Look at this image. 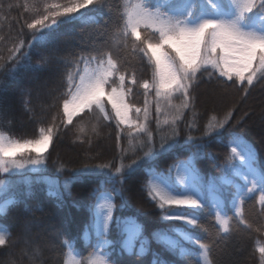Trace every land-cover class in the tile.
<instances>
[{
    "label": "snow or ice",
    "instance_id": "snow-or-ice-1",
    "mask_svg": "<svg viewBox=\"0 0 264 264\" xmlns=\"http://www.w3.org/2000/svg\"><path fill=\"white\" fill-rule=\"evenodd\" d=\"M12 7L8 5L9 10ZM23 7L30 22H23L17 42L9 49L6 61L11 67L6 74L11 78L28 68L26 62L31 60L35 44L47 45L63 26L79 28L69 34L68 40L46 48L31 66L37 75L29 84H35L39 74H47L48 78L37 87L46 90L51 101L44 110L55 112L49 122H39L38 134L31 138H17L0 130V176H18L30 190L33 179L28 174L46 170L49 148L59 139L61 125L86 133L77 135L75 140L89 147L101 136L103 128L111 127L114 147L118 149L104 163L84 164L72 170L73 183L95 180L96 187L90 189L92 201L84 205L88 213L82 230L86 250L78 248L72 239H61V229L55 232L61 249L67 247V252L62 253L63 264H144L139 258L149 254L150 241L144 225L138 222L139 213H120L133 209L136 182L131 178L145 163L150 166L144 169L147 179L139 182L140 191L156 205L164 221L204 228L199 213L206 212L216 222L217 235H228L234 218L253 228L244 219L248 200L259 204V216L264 220V167H258V153L235 131H229L226 142L222 139V132L232 123L236 105L222 115L214 110L201 130L198 106L212 98L201 101L196 94L205 76L208 83L217 82L221 95L229 94V86L240 91L241 102L257 83L264 82V0H121L116 4L113 0H32ZM101 9L107 10L104 15ZM25 28L31 31V40L23 39ZM106 36L110 38L107 46H97L96 39ZM5 67V58L0 57V71ZM145 75L148 78H143ZM49 83L58 86L49 88ZM134 88L143 90V106L131 102ZM32 91L28 87L21 94L31 95ZM153 102L155 130L149 126ZM28 103L24 101L25 108L32 111L27 108ZM10 108L0 100V119ZM188 113L192 114L190 119H186ZM261 118L264 119V109ZM240 123L237 121V125ZM194 132L201 134L194 136ZM182 133L186 139L179 145ZM213 139L229 149L224 175L208 181L210 192L224 193L223 201L205 198L204 178L196 167L198 159H214L205 152ZM189 144L195 145L196 151L186 160L178 159L166 172L154 167L162 155L173 152L178 145ZM26 153L34 155L25 158ZM129 154L135 158L129 159ZM59 169L63 171L65 165L61 163ZM36 179L47 184L50 196L60 197L58 181L45 175ZM15 184L11 179L0 178V193L14 190ZM223 185H231L233 190ZM69 187L66 180L63 188ZM225 201L230 202V207ZM17 202L7 200L0 212L8 215L9 206L14 207ZM23 227L27 237L28 225ZM254 231H264V222ZM152 238L180 257L196 251L195 264H218L211 240L204 242L191 231L156 230ZM181 241L194 245L195 250ZM15 242L10 232L0 228V246ZM255 251L259 253V264H264V242L257 240ZM152 255L151 264H171L156 253Z\"/></svg>",
    "mask_w": 264,
    "mask_h": 264
},
{
    "label": "trees",
    "instance_id": "trees-1",
    "mask_svg": "<svg viewBox=\"0 0 264 264\" xmlns=\"http://www.w3.org/2000/svg\"><path fill=\"white\" fill-rule=\"evenodd\" d=\"M32 3V0H0V57L5 58L6 67L0 71V100L7 107L11 105L9 111H6L3 118L0 119V130L14 135L17 138H31L38 134L41 126L40 121L47 123L51 119V115L55 109L44 110L46 105L51 103L45 95L44 89H39L37 85L46 80L47 74H39L40 79L35 84H29L33 76L37 75L30 70L39 59V54L44 52L46 48L51 47L56 42H63L69 39V34L73 30H78L79 26H63L54 34V39L47 45L35 44L31 49V60L27 61V69H21L15 78L8 76L7 70L11 67V63L6 61L9 55V49L17 42L18 33L22 29L23 22L29 19L23 5ZM51 2L63 3L65 0H48ZM121 0H113V3H120ZM13 7L9 10L8 5ZM16 5H20L17 7ZM106 9H101V15L106 13ZM115 18V17H114ZM25 35L23 39L31 40L32 34L30 30L24 29ZM95 36V34H93ZM87 39V38H86ZM109 37L103 40L96 39L97 46H107ZM63 46V45H62ZM87 51L88 49H79ZM150 75V73H148ZM139 76V73H138ZM143 78H148L145 75ZM203 83L199 84L196 94L199 95L201 101H206L212 92L220 91L216 88V81L207 82L204 77ZM57 84L49 83L48 87H57ZM31 87L33 89L31 95H22L21 90ZM63 90L62 88L60 89ZM228 101L217 100L211 105L201 103L198 106L200 113L201 130L203 125L208 121V117L215 110L219 114H223L228 107L236 105V111L233 114L232 123L228 129L222 132V139L226 142L229 139V131L240 133L244 138L248 139L258 153V167H264V131L260 129L264 119L261 118V110L264 109V82L257 83L251 90V94L246 100L241 102V92L228 87ZM151 100L152 98L149 97ZM225 99V98H224ZM24 101H28L25 108ZM132 103L137 106H143L144 95L143 90L134 88ZM248 113L249 115H245ZM155 104L152 103L150 112V127L155 130ZM191 113L187 114L186 119H190ZM163 119V117H161ZM237 121H241L237 125ZM183 128V125H181ZM200 132H194V136H199ZM77 135L86 136L87 134L77 133L72 126L65 128L61 125V134L52 146L49 148L50 156L47 158V167L43 173H29L33 179L31 189L20 180L18 176H12L11 181H15V189L7 193H0V203L7 200H18L14 207L9 206L8 215L0 212V228L10 232L15 244L11 246H0V264H63L64 256L62 253L67 252V247L61 249L59 241H57L55 232L59 228L64 231V238L72 239L75 245L81 250H86L87 245L82 238V230L88 220L87 208L84 207L92 201L90 189L96 187L95 180H86L84 183H73L71 180L72 170L81 167L84 164L104 163L112 158L114 152L118 153V149L114 147V130L111 127L103 128L101 136L94 139L92 145L81 144L75 140ZM186 136L182 133L179 138V145L184 144ZM122 143H126L122 141ZM177 146L173 152L162 155L154 163L157 171L166 172L168 167L179 160H186L196 147L189 144L184 147ZM205 152H210L214 159L204 157L196 161V167L204 178V195L209 201L214 198L224 200L223 192L209 191L208 181L212 178H219L224 175L223 165L225 164L229 149L225 143L216 142L215 139L208 145ZM34 155V153H26L25 158ZM135 157L129 154V159ZM127 163V160L125 161ZM65 165V169H59L60 164ZM149 163H145L143 167L132 176L131 180L136 182V193L132 197L133 209L121 210L122 216H139L138 222L145 227V235L149 237L150 252L145 257L139 258L144 264H151L153 259L152 253L158 254L160 259L170 261L171 264H195L198 259L196 251L188 257H180L158 244L152 238V233L156 230L164 229H184L191 231L194 235L201 238L204 242L214 244L213 255L218 264H259V253L255 251L256 241L264 242V231L257 233L254 228L264 222L259 216V204L255 200H248L244 205V219L253 225L250 229L247 224L243 223L240 218H234L231 223V231L228 235H217L215 220L213 216L206 212L199 213L204 228L186 227L179 221H164L161 219L162 213L157 209L156 205L146 198V194L140 191V183L147 179L144 169L149 167ZM50 174L57 176L61 187V195L59 198L50 196L48 186L45 183L37 182V176ZM52 175V176H53ZM8 177L7 175L0 178ZM228 177L231 174L228 173ZM68 180L70 187L65 190L64 182ZM218 180V179H217ZM219 181V180H218ZM223 188L233 190L231 185H223ZM117 205L121 202L119 198L115 201ZM225 205L230 207V202L225 201ZM187 211H191L190 209ZM223 214V213H222ZM232 215L231 211L227 213ZM28 225L27 237L25 236L24 225ZM174 234V233H173ZM30 238V239H29ZM113 239H117L114 234ZM179 239V237H177ZM186 247L195 250L194 245H188L181 241ZM126 256V254H125Z\"/></svg>",
    "mask_w": 264,
    "mask_h": 264
},
{
    "label": "rangeland",
    "instance_id": "rangeland-1",
    "mask_svg": "<svg viewBox=\"0 0 264 264\" xmlns=\"http://www.w3.org/2000/svg\"><path fill=\"white\" fill-rule=\"evenodd\" d=\"M210 96H211V102H209V103H207V105H211V104H213L215 101H217V100H224V101H228V99H230V98H228V97H224V96H222L221 94H220V91H216V92H212L209 96H208V98H207V100H209L210 99ZM225 98V99H224ZM206 100V101H207ZM260 129L262 130V131H264V123H263V125L262 126H260ZM48 177H50V176H48ZM12 178V177H11ZM51 178L53 179V180H56V181H58V179H57V176H51ZM4 179H9V177H4Z\"/></svg>",
    "mask_w": 264,
    "mask_h": 264
}]
</instances>
